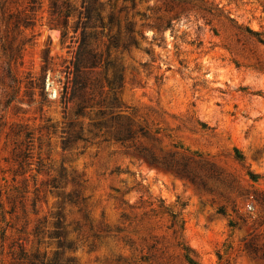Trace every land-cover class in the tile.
<instances>
[{"label": "rangeland", "instance_id": "rangeland-1", "mask_svg": "<svg viewBox=\"0 0 264 264\" xmlns=\"http://www.w3.org/2000/svg\"><path fill=\"white\" fill-rule=\"evenodd\" d=\"M100 1L138 132L64 147L83 0H0V264H264V0Z\"/></svg>", "mask_w": 264, "mask_h": 264}, {"label": "trees", "instance_id": "trees-1", "mask_svg": "<svg viewBox=\"0 0 264 264\" xmlns=\"http://www.w3.org/2000/svg\"><path fill=\"white\" fill-rule=\"evenodd\" d=\"M103 5L100 0H83L78 18L74 21L73 28L75 31L80 29V35L72 62L70 89L68 91L66 85L62 96L64 103L73 102L74 118L68 119L62 130L64 147H69L78 140H88L89 134L105 136L109 133L115 140L125 141L133 138L138 132L129 117H123L122 114L119 91L124 85V65L117 56H112V51H130L132 47H139L141 40H149L150 37L138 29L132 20H126L123 24L114 10L104 14ZM53 9L54 12L59 11L55 2ZM73 11V6L67 4V9L62 14V42L69 36V17ZM173 27L174 24L169 19L166 23H159L158 29L165 32L167 28ZM157 39L163 41L164 36L151 37V40ZM261 41L264 42L262 39ZM146 49L153 53L151 48ZM106 92H111L108 100L104 96ZM106 103L105 108L103 105ZM93 110L96 117L92 118L87 126L78 120L81 115L90 114ZM52 126L55 127L54 124ZM31 263L34 264V261Z\"/></svg>", "mask_w": 264, "mask_h": 264}]
</instances>
